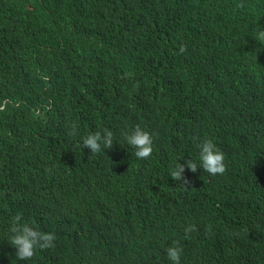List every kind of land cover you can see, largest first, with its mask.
<instances>
[{"label":"trees","instance_id":"trees-1","mask_svg":"<svg viewBox=\"0 0 264 264\" xmlns=\"http://www.w3.org/2000/svg\"><path fill=\"white\" fill-rule=\"evenodd\" d=\"M259 31L264 0H0V264H172L174 241L181 264H264ZM105 130L111 149L83 148ZM16 215L54 246L18 260Z\"/></svg>","mask_w":264,"mask_h":264},{"label":"clouds","instance_id":"clouds-1","mask_svg":"<svg viewBox=\"0 0 264 264\" xmlns=\"http://www.w3.org/2000/svg\"><path fill=\"white\" fill-rule=\"evenodd\" d=\"M256 39L258 41H264V31L257 33ZM186 51L185 46L180 47V52ZM126 142L129 146L135 149L134 155L138 159H146L152 154V137L151 135L142 130L140 126H136L130 134H125ZM113 133L105 130L102 134L97 131L90 133L83 139V148L90 149L92 155L97 154L103 149H111L113 147ZM199 160L200 167L203 171L210 175L223 174L226 170L224 164V153L220 151L211 140H205L199 145ZM186 166L192 172L197 171V164L191 159L187 160ZM185 171V165L177 163L175 169L170 172V176L173 180H179L184 185L188 183L182 176ZM22 217L16 215L13 218L12 226L10 228L11 245L16 249V258L18 260H29L33 257L35 249L41 250L54 246L56 239L54 233L41 232L34 230L33 227L27 223H21ZM195 230L194 226H188L185 228V238H188V234ZM182 248L178 241H174L171 246L165 249L167 259L172 264H181Z\"/></svg>","mask_w":264,"mask_h":264}]
</instances>
